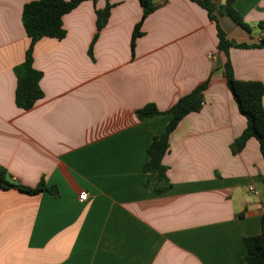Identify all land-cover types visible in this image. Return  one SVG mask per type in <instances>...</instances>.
<instances>
[{
	"label": "crops",
	"instance_id": "crops-1",
	"mask_svg": "<svg viewBox=\"0 0 264 264\" xmlns=\"http://www.w3.org/2000/svg\"><path fill=\"white\" fill-rule=\"evenodd\" d=\"M33 1L0 0V167L50 191L0 189V264H244V239L264 235V158L256 138L233 151L247 119L223 65L229 59L237 80L264 85V47L221 51L215 21L191 0H152L134 54L140 0H110L93 44L107 0H87L63 17L64 39L35 45L44 98L25 111L14 69L30 45L22 14ZM225 1L213 3L227 38L259 44L264 0L234 4L250 32L218 13ZM207 82L201 110L170 136L171 188L156 194L143 168L171 115L137 111L165 112Z\"/></svg>",
	"mask_w": 264,
	"mask_h": 264
},
{
	"label": "trees",
	"instance_id": "trees-1",
	"mask_svg": "<svg viewBox=\"0 0 264 264\" xmlns=\"http://www.w3.org/2000/svg\"><path fill=\"white\" fill-rule=\"evenodd\" d=\"M84 1L87 0H38L24 6L22 21L25 32L30 39V45L26 52L25 61L14 69L17 76L15 102L19 109L25 111L31 110L39 100L44 98L40 87L42 73L37 71L33 65L35 45L43 38L64 39L66 31L63 28V17L71 13ZM91 1L96 2L97 0ZM191 1L206 9L209 18L215 21L218 31L219 49L221 51L228 54L230 48L247 49L264 47V37L256 45L238 44L229 40L218 23L213 0ZM236 1L226 0L225 4L218 9V13L230 17L237 25L250 32L251 27L234 8ZM140 3L143 8V16L141 21L135 26L132 34L131 49L133 54L137 39L142 36L141 29L143 23L156 7L152 0H140ZM111 8L110 0H107L106 7L103 10L96 11L98 32L93 44L97 40L99 32L107 25ZM258 26L264 30V21L260 22ZM223 69L227 85L238 105L239 111L247 119L246 129L235 141L233 151H241L249 139L256 138L260 144L261 154L264 158V85L256 81L237 80L229 59L224 63ZM207 84L208 82L196 88L190 94L180 98L165 112L160 111L154 104L146 105L137 111L139 119L164 114L171 115V120L166 130L161 135L153 138L148 148V161L144 164L143 168L146 180L156 194H163L171 188V183L166 175L167 167L163 164V159L170 148V136L187 115L201 110L203 91L206 89ZM0 189H14L29 195L50 191L43 182L35 187L24 186L14 181L7 170L2 167H0ZM244 243L247 248V254L242 262L244 264H264V235L247 237L244 239Z\"/></svg>",
	"mask_w": 264,
	"mask_h": 264
},
{
	"label": "built area",
	"instance_id": "built-area-1",
	"mask_svg": "<svg viewBox=\"0 0 264 264\" xmlns=\"http://www.w3.org/2000/svg\"><path fill=\"white\" fill-rule=\"evenodd\" d=\"M248 190H249V192H251L253 195H255V196H260V192H259V190H258L254 185L249 186V187H248ZM87 198H88V194L85 193V192H83V193L79 196V199H80L81 201H87ZM261 211H262L263 214H264V203H263V205H262V207H261Z\"/></svg>",
	"mask_w": 264,
	"mask_h": 264
},
{
	"label": "water",
	"instance_id": "water-1",
	"mask_svg": "<svg viewBox=\"0 0 264 264\" xmlns=\"http://www.w3.org/2000/svg\"><path fill=\"white\" fill-rule=\"evenodd\" d=\"M222 64V62H221V58L220 57H218V62H217V65L218 66H220Z\"/></svg>",
	"mask_w": 264,
	"mask_h": 264
}]
</instances>
